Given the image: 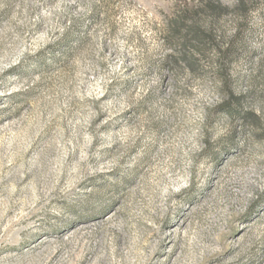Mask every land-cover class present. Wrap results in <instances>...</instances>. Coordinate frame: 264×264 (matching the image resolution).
<instances>
[{"label": "rangeland", "instance_id": "1", "mask_svg": "<svg viewBox=\"0 0 264 264\" xmlns=\"http://www.w3.org/2000/svg\"><path fill=\"white\" fill-rule=\"evenodd\" d=\"M176 1L0 0V264H264V0Z\"/></svg>", "mask_w": 264, "mask_h": 264}, {"label": "trees", "instance_id": "2", "mask_svg": "<svg viewBox=\"0 0 264 264\" xmlns=\"http://www.w3.org/2000/svg\"><path fill=\"white\" fill-rule=\"evenodd\" d=\"M235 2V7L244 12L247 0ZM174 4L165 17V42L176 51L168 58L174 62L182 58L192 70L196 66L195 56L205 55L210 48L217 49L213 29L228 7L220 0H177ZM221 51L225 57L229 49Z\"/></svg>", "mask_w": 264, "mask_h": 264}]
</instances>
